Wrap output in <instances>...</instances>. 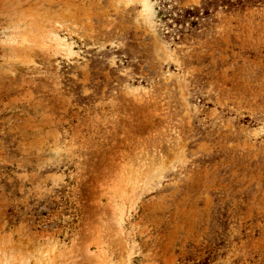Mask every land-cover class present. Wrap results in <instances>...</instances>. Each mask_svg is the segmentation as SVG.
I'll return each mask as SVG.
<instances>
[{"label": "rangeland", "instance_id": "obj_1", "mask_svg": "<svg viewBox=\"0 0 264 264\" xmlns=\"http://www.w3.org/2000/svg\"><path fill=\"white\" fill-rule=\"evenodd\" d=\"M0 264H264V0H0Z\"/></svg>", "mask_w": 264, "mask_h": 264}, {"label": "trees", "instance_id": "obj_2", "mask_svg": "<svg viewBox=\"0 0 264 264\" xmlns=\"http://www.w3.org/2000/svg\"><path fill=\"white\" fill-rule=\"evenodd\" d=\"M187 14H188L189 16H192V15L194 14V12H193V11H187Z\"/></svg>", "mask_w": 264, "mask_h": 264}]
</instances>
